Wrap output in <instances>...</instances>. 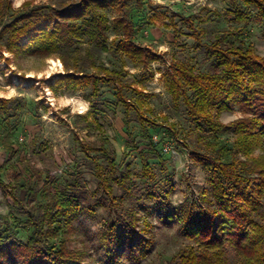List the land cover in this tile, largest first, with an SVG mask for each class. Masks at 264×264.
<instances>
[{
  "label": "rangeland",
  "instance_id": "374dc122",
  "mask_svg": "<svg viewBox=\"0 0 264 264\" xmlns=\"http://www.w3.org/2000/svg\"><path fill=\"white\" fill-rule=\"evenodd\" d=\"M78 1L0 0V178L7 185H0V215L19 210L8 191L28 208L36 192L45 199L46 192L66 190L81 195L71 210V227L64 237L67 246L80 253L82 262L104 264L99 240L103 224L114 223L120 231L124 215L132 210L136 232L150 239L152 246L139 262L128 259L127 245L116 247L118 259L123 264H174L191 244L179 229L180 209L209 211L214 201L208 202L212 199L209 177L191 155L208 153L205 138L184 105L173 102L162 73L173 60L196 71H211L212 60L203 44L223 29H243L242 42L254 56L264 58V22L252 20L245 25L234 21L229 0H121L124 7L116 0L107 9L106 49L83 35L48 56L33 54L36 44L29 36L35 32L30 30L16 41L12 52L7 50L13 28L9 26L18 16L50 14ZM120 17L132 22L130 39L158 54V59L141 61L116 48V42L127 38L118 24ZM77 70L89 78L73 87L56 83L60 75ZM95 76L104 77L97 96L92 85ZM120 94L133 105L129 133ZM4 106H9V116ZM137 112L158 124L153 129L142 119L152 144L160 140L174 148L166 153L155 143L161 158H149L148 174L142 171L139 152L150 155V142L144 138ZM240 114L238 108L224 111L220 121L228 124ZM219 138L231 144L235 134L227 127ZM101 146L114 151L115 174L105 173L109 170L98 149ZM259 154V150L254 152V156ZM96 162L105 185L98 184ZM28 233L26 228L19 229L13 240L25 241ZM234 263L229 257L225 264Z\"/></svg>",
  "mask_w": 264,
  "mask_h": 264
},
{
  "label": "trees",
  "instance_id": "16d2710c",
  "mask_svg": "<svg viewBox=\"0 0 264 264\" xmlns=\"http://www.w3.org/2000/svg\"><path fill=\"white\" fill-rule=\"evenodd\" d=\"M115 1L80 0L54 13L18 16L9 26L13 28L7 50L12 52L16 41L30 30L35 32L29 36L36 44L33 54L48 56L60 45L68 48L75 38L83 35H88L96 47L106 49L107 9L117 2L119 7H124L121 0ZM229 5L233 20L238 23L264 22V0H229ZM53 20V25L46 28ZM118 24L127 38L115 43L117 49L141 61L160 57L130 39L132 22L129 19L120 17ZM193 33L200 41L199 34ZM243 36L241 28L223 29L203 44L206 55L212 60L211 71H196L192 66L173 60L162 73L173 102L184 105L199 134L205 138L208 153L191 152V155L208 175L212 187V199L208 202L214 201L209 211L201 207L187 212L180 209L179 229L191 244L177 256L174 264H225L229 257L235 260L234 264H264V222H260L264 219V58L251 53L249 46L242 42ZM79 73L81 71L77 70L60 75L56 83L73 87L89 78ZM103 79V76L92 79L96 96L99 95V81ZM119 96L125 129L129 133L128 115L133 105L121 94ZM235 108L239 109L240 116L223 124L220 114ZM4 113L9 116V106H4ZM137 116L144 138L150 142V155L139 152L142 171L148 174L149 158H161L156 149L161 142H155L156 147L151 143L149 128L142 124V119L153 129L158 124L138 112ZM227 127L235 134L231 144L219 138ZM168 130L176 134L170 127ZM98 149L108 164L105 169L109 172L105 173L115 174L114 151L103 146ZM256 150L260 154L254 156ZM102 174L96 162L98 184L105 185L106 178ZM0 185L7 187L1 178ZM69 186L75 188L73 184ZM7 194L19 210L0 215V264L8 260H19L20 264H86L78 251L67 246L64 237L70 230L72 211L81 200L80 194L56 190L55 193L46 192V198L42 199L36 192L28 208L15 194L9 191ZM19 215H24L25 219L21 220ZM123 220L120 231L114 223L106 221L103 224L99 240L104 248V264H123L118 259L116 247L123 249L127 245V257L132 262H139L149 253L152 241L136 232L132 210ZM25 228L29 231L25 241L13 240L15 233Z\"/></svg>",
  "mask_w": 264,
  "mask_h": 264
},
{
  "label": "built area",
  "instance_id": "2783aa9c",
  "mask_svg": "<svg viewBox=\"0 0 264 264\" xmlns=\"http://www.w3.org/2000/svg\"><path fill=\"white\" fill-rule=\"evenodd\" d=\"M154 139H157L156 136H153ZM159 140H156V142H158ZM172 146H170L168 143H164V142H161L160 143V150H162L163 152H166V153H172L173 149L171 148Z\"/></svg>",
  "mask_w": 264,
  "mask_h": 264
}]
</instances>
